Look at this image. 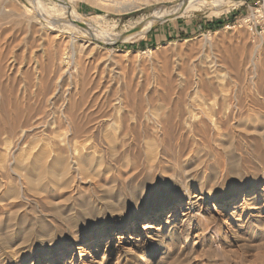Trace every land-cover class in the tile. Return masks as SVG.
Listing matches in <instances>:
<instances>
[{"label":"rangeland","instance_id":"374dc122","mask_svg":"<svg viewBox=\"0 0 264 264\" xmlns=\"http://www.w3.org/2000/svg\"><path fill=\"white\" fill-rule=\"evenodd\" d=\"M120 1L122 4L113 3L111 8L78 3L71 8L81 19L97 25L100 31L115 40L110 43L103 40L92 41L90 49L92 47L94 50L90 52V60L99 66L107 62L110 68L114 67L112 69L119 72V78L122 77L126 84H131L129 90L124 81L121 82L122 78L116 84H110L105 100L107 102V98L112 96L111 102L108 100L105 103L113 106L115 98L120 94L124 95V92L125 95L131 91L140 97L143 95L140 99L147 101H142L144 104L141 105V112L136 114L138 117L134 118L135 114L128 107L125 108L127 111L124 109L121 113L128 116L133 114H130L132 120L128 119L127 122L131 126H144L146 123L150 128H156L151 119H145L148 110L158 112L159 117L165 120L166 115L173 113L174 104L179 100L183 104L181 110L185 113V107H188L195 117L198 116L197 120L192 118L193 121L189 122L187 119L185 123L186 114L179 121L177 117L175 119L177 114L174 113L172 117L175 119L173 123L176 130L174 140L170 143L162 134L154 138L155 134L152 132L147 140L143 137L136 145L125 147L120 142L127 144L130 136L121 137L120 130L115 134L118 140L122 139L111 148L102 135L109 132L107 125L116 117L115 113L111 108L103 107L101 101L89 103L88 97L80 105L82 111L76 113V121L80 125L88 124L87 127L95 128L94 143L91 144L93 147L85 154L87 158L95 161L94 165L99 163L100 166L101 163L103 169H99L100 177H93L91 180L81 176L78 171L75 172L76 168L71 164L73 167L68 181L66 180L69 187L67 184L63 189L49 186L35 190L33 183L17 176L15 171L18 165L11 162L27 159L26 153L18 150L9 155L1 144L5 135H1L0 264H264V0H242L240 5L233 4L221 14L208 5L201 6L195 12L167 18L153 25L134 42H123L120 37L137 28L142 20L160 6L171 8L182 0L147 3L142 0H135L136 3L132 0ZM229 1L232 2H226ZM33 3V0H0V60L6 63L12 59L15 70L13 69L14 74L10 78L16 77V82L9 83L14 85V103L8 102L9 106L5 103V109L0 114V117L6 115L2 116L3 120L0 118L4 124L9 123L15 110L21 109L19 83L25 82V87H29L26 82L35 75L32 68L35 60H39L36 50H27L25 44V40L30 38L25 34L26 22L36 14L37 6H33ZM130 4L141 7L130 11L119 8L122 5L127 8ZM37 10L49 19L62 18L66 11L55 0H39ZM213 22L224 25L216 30L205 27V24L216 27ZM66 33L68 36V32ZM31 52L33 55L30 56ZM9 53L13 57L10 58ZM250 60L255 63L254 68L250 66L247 72L243 71L245 74L240 72V68L239 75H236L231 62H240V66L245 68L243 64L248 66ZM88 69L87 78L93 72ZM68 70L70 74L75 73L72 66ZM176 72L180 75H176ZM23 73L27 75L24 76ZM220 73L222 74L219 75ZM23 76L26 79L22 82ZM180 78L183 79L180 81ZM219 80H222L221 83ZM65 83L66 81L63 82L65 87L61 85L62 96L67 94L65 92L69 88V83ZM125 85L127 88L124 89ZM25 90V96L30 98L31 88ZM177 92L179 99L176 97ZM2 94L4 98L7 89ZM71 95L74 99L78 97ZM15 96L19 100H15ZM32 101L37 102L35 99ZM156 102H159L158 106ZM30 103L29 106L33 104ZM1 106L3 107L2 104ZM104 108L108 111H104ZM160 109L163 114L159 113ZM110 112L112 114L109 115ZM224 115H227L226 118ZM39 117L38 114L35 115L32 121L38 122L41 119L37 120ZM84 119L88 123L84 124ZM41 122L40 120L38 123ZM101 125L103 127L98 129ZM62 127L55 129L56 132L63 130L59 132L60 135L67 130L66 125L63 124ZM40 130L36 128L26 135L23 140L25 147L32 143L39 150V146L47 144V135L51 130L46 131V136ZM79 139L82 142L86 140L85 137ZM151 141L158 146V152L154 151L153 167L145 163L150 157L145 143L153 144ZM121 146L125 149H121ZM37 148L35 152L38 151ZM181 148L182 151H179ZM176 159L180 160L179 163ZM167 161L173 162L168 164ZM22 167L24 171H35L36 166L24 163ZM213 199H219L221 203L211 207L210 201ZM167 203L170 204L169 209L161 213L160 210ZM153 211L159 214L148 219L147 215L154 213ZM182 213L189 215L185 217Z\"/></svg>","mask_w":264,"mask_h":264},{"label":"bare ground","instance_id":"6f19581e","mask_svg":"<svg viewBox=\"0 0 264 264\" xmlns=\"http://www.w3.org/2000/svg\"><path fill=\"white\" fill-rule=\"evenodd\" d=\"M38 1L39 0H33V6L34 4L37 6L36 7V14L35 16H33L31 19L27 20L26 22V32L25 34H27L30 38L26 39L25 44H27L26 48H28L27 50H31L34 49L36 50V57L39 60H35L33 58V60H35V64L32 68L33 71H35V75L33 73V77L31 79H29L28 83L29 87H25V82L19 83L21 85V90L24 89L23 91L20 90V100L22 102V106L21 109H17L14 111V115L10 118L9 123H1L0 121V136L1 135H5V140L1 143L4 146V149H6L5 151L9 154V155H13L16 151L18 150H23L25 151V155L27 157V159H23L21 161H14L11 162L12 164H17V168H16V174L19 177H22L24 179H26L28 182L33 183V187H35V190L38 189H42V188H46V187H62L60 189L64 188V185L66 187V185L69 183H67L68 181V175H70V170H72V165L73 164L76 168L75 172H79L81 176H83L84 178H93V177H100L101 176V172H100V167L102 168L103 165L100 166L99 163H97V165H94V162L91 158H87L86 156V152L91 149L93 146H91V144H93V139H94V127H87L86 125H80L77 123L76 119V113L78 111H82L81 106L85 99L89 100V103H92L94 101L96 102H102L101 104H103V107H107V109H112L111 111H113V113H115V118L110 121L111 123L109 125H107V131L109 130V132L107 134L102 135L103 139H105V141L108 143L107 145H110L111 148H114L117 141L118 140V136L116 135L117 131L121 130L122 136L121 137H125V136H130V139H128V143H124V142H120V145L125 146V147H129L131 145H136V143L138 141H140V139H142L143 137H145V139L150 136L149 133L155 134L153 135L154 138H158V134H162L164 135L163 138L165 137L166 140H169V143L172 142L174 140V136H175V126H174V120L175 119H179V121L185 116L186 114V118H184V122L189 119V122L193 121L192 118H196L195 114L193 113L192 110H190L188 107L185 110L186 112L184 113L181 108L183 106V104L181 103V101H177L175 100V104H174V111L172 114H170V116L168 115H164L165 116V120H162L159 115L157 114L158 112L156 111H149L147 115L145 116V119H151V121L153 122V125L155 124L156 128H154V126H152V128H150L148 126V124H144V126L138 125V126H131L129 125L128 119L130 120V114L134 113L135 115L133 116L135 118V116H137V113L141 112V105H143L144 103L142 101L146 100H141V97H144L143 95H136L134 94V92L130 94L125 95V92L123 93V91L121 93H123L124 95H119L118 97H116V102L114 101V103L112 104L113 106H110L109 104H106L108 102V100L110 101L111 97L108 99L107 98V102H106V97H107V90H108V86L110 84H112L113 82H115L114 84H116L117 80L119 82V72H117L116 70L114 71V67L110 68V66L108 65V63L104 62V64L102 65H95L94 63H96L95 61L90 60L89 55L91 54L90 52H93L94 48L91 47L90 49V45L92 44V41H109L106 43H110V42H114L115 40H112V38H110L108 35H106L104 32L100 31L94 24H92L89 21H84L83 19H81L80 16H78L77 14L74 13V11L71 9L72 6H75L77 4V2H85L89 5H98L99 7L102 8H111V4L109 3H103L101 2V0H55L56 3H58L59 5H61L66 11L64 12V17L62 18H58V19H49L46 16L43 15V13L41 11H38ZM133 2L135 0H132ZM140 1V0H139ZM144 3L147 2H155V1H159L162 2V0H142ZM228 0H182L180 1L178 4H176L175 6L171 7V8H164L162 6H160L159 8L155 9L148 17H146V19L142 20L140 25L133 29L131 32H128L127 34L123 35L120 37L121 41L123 42H134L137 38H140L142 35H144V33L153 25L164 21L167 18H177V17H181L185 14H189L192 12H195L196 10H198V8H200L201 6H206L208 5L209 7H212V9H216L218 14L220 13H224L228 10V8H231L230 6H232L233 4H236L239 2L241 3L242 0H231L232 2H226ZM128 2V1H127ZM118 4H122V2L119 0H116V2ZM136 3V1H135ZM138 4V3H137ZM149 4V3H148ZM240 5V4H239ZM110 6V7H109ZM2 7V6H1ZM141 7V5H137V6H133L132 4H130L129 7L124 8L123 5L119 8H123V11H130L132 9H139ZM101 8V10H102ZM113 8H115L113 6ZM118 9V8H117ZM116 9V10H117ZM120 9V11H121ZM137 9V10H138ZM108 11V10H107ZM125 13V12H124ZM63 14V13H62ZM217 14V15H218ZM60 15V14H59ZM68 32V36L65 35V33ZM70 32V33H69ZM67 34V33H66ZM26 38V35L24 36V39ZM118 38V37H117ZM83 39V40H82ZM86 39V40H84ZM12 40V39H11ZM112 40V41H111ZM119 40V39H118ZM1 48V47H0ZM9 52V51H8ZM30 52V51H29ZM27 53V52H26ZM32 53V52H31ZM1 54V53H0ZM12 53H9L8 55L13 57V54L10 55ZM30 54V53H29ZM28 54V55H29ZM5 55V54H4ZM3 55V56H4ZM33 55L30 54V56ZM92 55H95L94 53H92ZM2 57V56H1ZM6 57H8L6 55ZM23 57V56H22ZM35 57V58H36ZM32 58V57H30ZM92 58V57H91ZM214 58V57H212ZM7 58H5L6 61ZM3 60V59H2ZM12 60V59H11ZM11 60H7L6 63H2V61L0 60V114L3 111L4 108V104L6 103L8 105V102H13L12 98H13V94H14V90L12 87H14L13 83L16 80V77H12L10 78L13 69L15 70V68L13 67V64L11 62ZM100 60V59H98ZM215 60V59H214ZM31 61V59H30ZM29 61V62H30ZM40 61V63L38 62ZM108 61V60H107ZM110 61V60H109ZM219 61V60H218ZM14 62V60H13ZM94 62V63H93ZM216 62V60H215ZM224 62V61H223ZM244 62V61H243ZM26 63V62H25ZM39 63V64H38ZM225 63V62H224ZM227 63H228V59H227ZM30 64V63H29ZM94 64V65H93ZM113 64V63H112ZM220 64V63H219ZM218 65V63H217ZM229 65V64H228ZM227 65V67H228ZM231 65L233 66V68L236 70V75H239V71L241 70L240 68H242V71H240L241 73H243V71H248L249 67H253L255 66V63L253 60L249 61V65L247 66L246 64H243L245 66V68H243L242 66H240V62H231ZM38 66V67H37ZM69 66H72V68L75 70L74 74H70L69 73ZM117 66V65H115ZM93 70H91V68ZM210 67V66H209ZM216 67V66H215ZM226 67V66H225ZM90 68V69H88ZM212 68V67H211ZM214 68V67H213ZM219 68V67H218ZM88 70L93 71L92 72V76H90L89 78L86 77V72ZM220 69V68H219ZM224 69V68H223ZM218 70V69H216ZM32 71V72H33ZM31 72V73H32ZM166 72V71H165ZM214 72V71H213ZM229 72V70H228ZM251 72V71H250ZM253 72V71H252ZM169 73V72H168ZM179 73V72H178ZM14 74V73H13ZM12 74V76H13ZM24 74V73H23ZM170 74V73H169ZM168 74V75H169ZM184 74V73H183ZM210 74V73H209ZM222 73H220L219 75H221ZM245 74V72L243 73ZM27 74H24V76ZM176 75L177 72H176ZM180 75V73H179ZM178 75V76H179ZM204 75V74H203ZM208 75V74H207ZM236 75L234 77H236ZM24 80H21L22 82L25 81L26 78H24ZM124 76V75H123ZM152 76V75H151ZM172 76V75H171ZM185 78V74L183 75ZM262 76V75H261ZM176 77V76H175ZM181 77V76H180ZM222 77V76H220ZM230 77V76H229ZM252 77V75H251ZM257 77V76H255ZM177 79L179 77H176ZM182 78V79H183ZM197 78V77H196ZM204 78V77H203ZM224 78V77H223ZM233 78V77H232ZM238 78V77H236ZM235 78V79H236ZM254 78V77H253ZM253 78L251 79V81L253 80ZM258 78V77H257ZM28 79V76H27ZM168 79H170L168 77ZM180 78V81L182 80ZM228 79V78H227ZM230 79V78H229ZM228 79V80H229ZM234 79V78H233ZM234 79V80H235ZM123 82V78L121 79ZM264 80V79H263ZM20 81V80H19ZM20 81V82H21ZM69 83V88L67 89V91L65 93V96H62V91L61 88L64 84L63 82ZM214 81V80H213ZM219 80V83H221ZM230 81V80H229ZM13 82L12 84H9ZM16 82V81H15ZM178 82V81H177ZM185 82V81H184ZM195 82V81H194ZM215 82V81H214ZM257 82V81H256ZM264 82V81H263ZM65 83V84H66ZM124 83L126 84L127 82L124 81ZM137 83V82H136ZM169 83V82H168ZM229 83V82H228ZM27 84V85H28ZM119 84V83H118ZM167 84V83H166ZM165 84V85H166ZM186 84V82H185ZM216 84V83H215ZM252 84V83H251ZM24 85V86H23ZM26 85V86H27ZM129 90V84H126ZM126 85L124 86V89L126 87ZM171 87L173 86L172 84H170ZM177 85V84H175ZM182 85V83H181ZM199 85V84H198ZM217 85V84H216ZM220 85V84H219ZM253 85V84H252ZM263 85V84H262ZM18 86V83H17ZM67 86V85H66ZM164 86V85H163ZM167 86V85H166ZM164 86V87H166ZM179 87V83L177 85ZM191 86V85H190ZM197 86V85H196ZM254 86V85H253ZM20 87V86H19ZM87 87V88H86ZM126 87V88H127ZM136 87V86H135ZM133 87V89L135 88ZM141 87V86H140ZM139 87V89H141ZM214 87V86H213ZM216 87V86H215ZM256 87V86H255ZM26 88H31V97L28 98L25 96L26 94ZM80 91H77L79 90ZM138 88V87H137ZM170 88V86H169ZM176 88V87H175ZM174 88V89H175ZM196 88V87H194ZM209 88V87H208ZM217 88V87H216ZM7 89V94H6V98H2L3 96V91ZM123 89V90H124ZM172 89V90H174ZM180 89V88H179ZM223 89V88H221ZM260 89V88H259ZM19 90V89H18ZM66 90V89H65ZM116 90V88H115ZM118 90V89H117ZM193 90V89H192ZM211 90V89H210ZM255 90V89H254ZM29 91V90H27ZM77 91V92H76ZM137 91V90H135ZM140 91V90H139ZM164 91V89H163ZM168 91V90H167ZM181 91V90H180ZM178 91V92H180ZM186 91V90H185ZM191 91V90H190ZM194 91V90H193ZM261 91V90H260ZM114 92V91H113ZM117 92V91H116ZM119 92V91H118ZM117 92V93H118ZM128 92V91H127ZM126 92V93H127ZM142 92V91H141ZM169 92V91H168ZM175 92V91H173ZM177 92V93H178ZM206 92V91H205ZM218 92V91H217ZM18 93V91H17ZM16 93V94H17ZM64 93V92H63ZM111 93V92H110ZM115 93V92H114ZM113 93V94H114ZM116 93V94H117ZM120 93V92H119ZM129 93V92H128ZM176 93V92H175ZM174 93V94H175ZM184 93V92H183ZM196 93V92H195ZM201 93V92H200ZM211 93V92H210ZM220 93V92H219ZM255 93V92H254ZM263 93V92H262ZM71 94L74 95H78L77 99L73 98ZM164 94V93H163ZM167 94V93H165ZM169 94L171 95V92H169ZM182 94V93H181ZM256 94V93H255ZM27 95V94H26ZM178 97L177 99H179V93L177 94ZM192 95V94H191ZM211 95V94H210ZM218 95V94H217ZM224 95V94H223ZM228 95V94H227ZM18 96V95H17ZM116 95H114L115 97ZM165 96V95H163ZM168 96V94H167ZM173 96V97H174ZM184 96V95H183ZM189 96V95H188ZM193 96V95H192ZM216 96V95H215ZM257 96V95H256ZM261 96V95H260ZM161 97V96H160ZM166 97V96H165ZM164 97V100H165ZM169 97V96H168ZM172 97V95H171ZM170 97V98H171ZM195 97V96H194ZM211 97V96H210ZM259 97V96H257ZM62 98V99H61ZM128 98L130 99L128 101ZM149 98V97H148ZM153 98V97H152ZM150 98V99H152ZM175 98V97H174ZM189 98V97H188ZM187 98V99H188ZM207 98V97H206ZM215 98V97H214ZM14 99H18L16 96L14 97ZM32 99H35L37 102V104L32 101ZM143 99V98H142ZM154 99V98H153ZM167 99V98H166ZM186 99V96H185ZM226 99V98H225ZM228 99V98H227ZM14 100V101H15ZM19 100V99H18ZM31 100V101H30ZM62 102H59L61 101ZM105 100V101H104ZM149 100V99H148ZM163 100V99H162ZM163 100V101H164ZM193 100V98H192ZM200 100V98H199ZM213 100V99H212ZM211 100V101H212ZM104 101V102H103ZM147 101V100H146ZM145 101V102H146ZM151 101V100H150ZM153 101V100H152ZM157 101V100H156ZM167 101V100H166ZM168 101L169 98H168ZM184 101V100H183ZM182 101V102H183ZM216 101V100H215ZM214 101V102H215ZM224 101V100H223ZM19 102V101H18ZM29 102H31L30 104H33L31 106H33L34 104H36L35 106L31 107L29 106ZM58 102L60 103L59 107L57 106ZM106 102V103H105ZM111 102V101H110ZM149 102V101H148ZM186 102V101H185ZM188 102V100H187ZM199 102V101H198ZM202 102V101H201ZM14 103V102H13ZM86 103V102H85ZM143 103V104H142ZM147 103V102H146ZM149 103H153V102H149ZM157 106L159 105V102H156ZM162 103V102H161ZM171 103V102H170ZM190 103V102H189ZM255 103V102H254ZM1 104L3 105V107L1 106ZM10 104V103H9ZM18 104V103H17ZM15 104V105H17ZM43 106H42V105ZM106 104V105H105ZM150 104V105H151ZM163 104V103H162ZM161 104V105H162ZM168 104V103H167ZM166 104V105H167ZM199 104V103H198ZM253 104V103H252ZM256 104V103H255ZM7 105H5L7 107ZM13 105V104H12ZM10 105V106H12ZM13 105V106H15ZM20 105V104H19ZM18 105V107H20ZM38 105V106H37ZM96 105V104H94ZM93 105V106H94ZM109 107H108V106ZM148 105V104H147ZM155 105V102H154ZM165 105V104H164ZM186 105V104H184ZM190 107V104H188ZM187 105V106H188ZM195 105V104H194ZM201 105V104H199ZM214 105V103H213ZM229 105V104H228ZM9 106V105H8ZM57 106V107H56ZM146 106V105H145ZM197 107V105H195ZM205 106V105H204ZM203 106V107H204ZM89 107V106H88ZM91 107V106H90ZM98 107V106H97ZM128 107V110H131L132 113H128L129 116L127 114L122 115V111ZM143 107V106H142ZM148 107V106H147ZM152 107V106H150ZM160 107V106H159ZM158 107V108H159ZM167 107V106H166ZM225 107L229 108L228 106L225 105ZM86 108V107H84ZM94 108V107H93ZM91 108V109H93ZM169 108V107H167ZM191 108V107H190ZM201 108V107H200ZM209 108V107H208ZM211 108V107H210ZM216 108V107H215ZM222 108V107H221ZM89 109V108H88ZM87 109V110H88ZM106 108H104L103 110L105 111ZM106 109V110H107ZM145 109V108H144ZM142 109V110H144ZM149 109V108H148ZM166 109V108H165ZM192 109V108H191ZM194 109V108H193ZM202 109V108H201ZM206 109V107H205ZM238 109V107H237ZM8 110V109H7ZM99 110V108H98ZM101 110V108H100ZM147 110V109H146ZM151 110V109H150ZM164 110V108H163ZM170 110H172L170 108ZM224 110V109H223ZM226 110V109H225ZM229 110V109H228ZM231 110V109H230ZM239 110V109H238ZM6 110H4L5 112ZM10 111V110H9ZM8 111V112H9ZM13 111V110H11ZM80 111V112H81ZM108 111V110H107ZM125 111H127L125 109ZM161 109L159 111V113H161ZM166 111V110H165ZM208 111V110H207ZM3 112V114H4ZM87 112V111H84ZM82 112V114L84 113ZM89 112V111H88ZM92 112V110H91ZM209 112V111H208ZM226 112V111H225ZM224 112V113H225ZM79 113V112H78ZM100 113V111H99ZM103 113V112H102ZM101 113V114H102ZM144 113V112H143ZM166 113L168 114V112L166 111ZM176 113L177 115H175V119H173L172 116H174L173 114ZM234 113V112H233ZM40 116L37 120L42 121L41 123H34L32 121V118L37 115ZM85 114V113H84ZM91 114V113H90ZM98 117L97 112L95 113ZM106 114V113H105ZM109 115L112 114L111 112L108 113ZM146 114V112H145ZM163 114V113H161ZM197 114V113H196ZM199 114V113H198ZM231 114V113H230ZM240 114V113H239ZM238 114V116H240ZM9 115V114H8ZM86 115V114H85ZM107 115V114H106ZM133 115V114H132ZM131 115V116H132ZM207 115V113H206ZM220 115V114H219ZM236 115V114H235ZM4 116V115H2ZM0 117L1 119L3 117ZM6 116V115H5ZM4 116V117H5ZM112 116V115H111ZM163 116V115H162ZM202 116V115H201ZM226 118L227 115H224ZM230 116V115H229ZM255 116V115H254ZM79 118H81L80 116H78ZM86 117V116H85ZM99 117H102L99 116ZM104 117V116H103ZM109 117V116H108ZM114 117V115L112 116ZM111 117V118H112ZM138 117V116H137ZM177 117V118H176ZM259 117V116H257ZM83 118V117H82ZM81 118V119H82ZM106 118V117H105ZM110 118V117H109ZM229 118V117H228ZM232 118V117H231ZM240 118V117H239ZM238 118V120H239ZM88 119V118H87ZM103 119V118H102ZM140 119V118H139ZM164 119V117H163ZM206 119V118H205ZM213 119V117H212ZM233 119V118H232ZM236 119V118H235ZM3 120V119H2ZM79 120V119H78ZM95 121V119H92V121ZM97 120V119H96ZM107 120V119H106ZM105 120V121H106ZM109 120V119H108ZM132 120V119H131ZM138 120V119H137ZM181 120V121H182ZM195 120V119H194ZM201 120V119H200ZM209 120V119H207ZM84 124L87 122L88 120L85 122V119L83 120ZM99 121V120H98ZM136 121V119H135ZM134 121V122H135ZM141 121V120H140ZM139 121V122H140ZM145 121V120H144ZM178 121V122H179ZM205 121V120H204ZM210 121V120H209ZM227 121V120H226ZM109 122V121H108ZM132 122V123H134ZM138 122V123H139ZM142 122V121H141ZM146 122V121H145ZM207 122V121H206ZM212 122V121H211ZM254 122V121H253ZM100 123V121H99ZM103 123V122H102ZM137 123V124H138ZM186 123V122H185ZM184 123V124H185ZM188 123V121H187ZM208 123V122H207ZM66 125L67 130H65V133L63 132L62 135H60L59 132L63 131L62 129L60 131H57V128H63L62 125ZM90 124V123H89ZM151 124V123H150ZM183 124V125H184ZM190 124V123H189ZM213 124V123H211ZM97 125V124H96ZM95 125V126H96ZM180 125V124H179ZM191 125V124H190ZM189 125V126H190ZM206 125V124H205ZM92 126V125H90ZM181 126V125H180ZM188 126V124H187ZM202 126V125H201ZM210 126V123L209 125ZM212 126V125H211ZM215 126V125H213ZM65 127V126H64ZM103 125H101L100 127H98V129L102 128ZM185 127V126H184ZM199 127V126H198ZM39 128L41 129L40 131L42 132V134H48V132H46L48 129L51 130V132H49V135H47V137L49 138L48 142H46L47 144L43 143L41 145L43 146H39L40 149L38 150V148L36 146H32L31 144L28 145V147L24 146L25 142L23 143L24 138L26 137V135L30 132H33L34 129ZM181 129V127H179ZM178 128V130H179ZM186 128V127H185ZM188 128V127H187ZM207 128V126L205 127ZM215 128V127H214ZM54 129V131L52 130ZM56 129V130H55ZM184 129V128H183ZM197 132H198V128ZM202 129V128H201ZM227 129V128H226ZM186 130V129H185ZM190 130V128H189ZM219 130V129H217ZM37 131V130H36ZM35 131V132H36ZM39 131V132H40ZM100 131V130H99ZM195 131V130H194ZM193 131V132H194ZM34 132V134H35ZM180 132V131H179ZM179 132L177 135H179ZM186 132V131H185ZM188 132V131H187ZM190 132V131H189ZM100 133V132H99ZM102 133V132H101ZM116 133V134H115ZM177 133V131H176ZM181 133V132H180ZM196 133V132H195ZM41 134V135H42ZM97 134V133H96ZM194 134V133H193ZM38 135V132H37ZM176 135V136H177ZM182 135V134H181ZM190 135V134H189ZM188 135V136H189ZM197 135V134H196ZM28 136V135H27ZM187 136V135H185ZM81 137H85L86 140L82 141H78L79 138ZM99 137V136H98ZM183 137V136H182ZM37 138V137H36ZM187 138V137H185ZM192 138V136H191ZM195 138V137H194ZM193 138V139H194ZM47 139V138H46ZM45 139V140H46ZM99 139V138H98ZM150 139V138H149ZM176 139V138H175ZM180 139V138H179ZM44 140V139H43ZM42 140V142H43ZM80 140V139H79ZM82 140V139H81ZM88 140V141H87ZM147 140V139H146ZM152 140V139H150ZM156 140V139H155ZM158 140V139H157ZM165 140V141H166ZM178 140V139H177ZM181 140V139H180ZM37 141V140H36ZM145 141V140H144ZM160 141V140H159ZM163 141V139H162ZM161 141V142H162ZM186 141V140H185ZM39 144L41 143L40 140L38 141ZM152 142V141H151ZM154 142V141H153ZM152 142V143H153ZM176 142V141H174ZM178 142V141H177ZM101 143V142H100ZM139 143V142H138ZM157 143V142H156ZM167 143V142H166ZM34 144V143H33ZM36 144V143H35ZM34 144V145H35ZM38 144V143H37ZM36 144V145H37ZM99 144V143H98ZM146 144V152L149 154V160H147V156L145 163H149V166L153 167L152 163L155 161V159L153 160L154 157V151H157L156 148L158 146H156V144ZM159 143H157L158 145ZM186 144V142H185ZM27 145V144H26ZM101 145V144H100ZM99 145V146H100ZM140 145V144H139ZM166 145V144H165ZM190 145V144H189ZM188 145V146H189ZM121 149H125V147ZM162 145H160L161 147ZM171 146V144H170ZM179 146V145H178ZM182 148L183 145L181 144ZM25 147V148H24ZM95 147V146H94ZM142 147V146H141ZM166 147V146H165ZM172 147V146H171ZM176 147V146H174ZM37 148V152H35ZM145 148V147H144ZM181 150L179 151H182ZM190 148V147H189ZM98 149V148H97ZM120 149V150H121ZM132 149V148H131ZM136 149V148H135ZM163 149V147H162ZM166 149V148H165ZM169 149V148H168ZM172 149V148H170ZM178 149V148H177ZM188 149V148H187ZM195 149V148H194ZM138 150H139V146H138ZM145 150V149H143ZM161 150V149H160ZM164 150V149H163ZM174 150V148H173ZM171 150V151H173ZM198 149H196L197 152ZM113 151V150H112ZM123 151V150H122ZM133 151V150H132ZM135 151V150H134ZM133 151V152H134ZM137 151V150H136ZM177 151V150H176ZM35 154H34V153ZM111 152V151H110ZM132 152V153H133ZM144 152V151H143ZM145 152V153H146ZM158 152V151H157ZM157 152H155L157 154ZM161 152V151H160ZM160 152L158 153V155L160 154ZM175 152V151H174ZM22 153V152H21ZM95 153V152H94ZM115 153L118 154V152L115 151ZM146 153V154H147ZM179 153V152H178ZM177 153V154H178ZM194 153V152H193ZM123 154V153H122ZM121 154V155H122ZM145 154V155H146ZM169 154V153H168ZM176 154V156H178ZM97 155V154H95ZM114 155V154H113ZM127 155V154H126ZM129 155V154H128ZM132 155V154H131ZM134 155V154H133ZM158 155H156L158 157ZM171 155V154H170ZM92 156V155H91ZM115 156V155H114ZM184 156V155H183ZM102 157V156H101ZM100 157V158H101ZM171 157V156H170ZM96 158V157H95ZM131 158V156H130ZM135 158V157H134ZM156 158V157H155ZM159 158V157H158ZM167 158V157H166ZM176 158V157H175ZM178 158V157H177ZM94 159V158H93ZM157 159V158H156ZM169 159V158H167ZM182 159V158H181ZM127 160V158H126ZM142 160V159H141ZM170 160V159H169ZM173 160V159H172ZM175 160V159H174ZM177 160V159H176ZM99 161V159H98ZM130 161V160H129ZM128 161V162H129ZM134 161V160H133ZM166 161V160H165ZM180 161V160H179ZM179 161L177 160V162L179 163ZM71 162V163H70ZM125 162V161H124ZM132 162V161H131ZM158 162V161H157ZM156 162V163H157ZM160 162V161H159ZM158 162V163H159ZM164 162V161H163ZM162 162V163H163ZM168 162V161H167ZM170 162V161H169ZM168 162V164H169ZM173 162V161H172ZM172 162H170L172 164ZM176 162V164H177ZM30 164V166H36L34 168L35 171H24V167L23 164ZM126 163V162H125ZM157 163V164H158ZM166 163V162H165ZM167 164V163H166ZM175 164V162H174ZM131 165V164H130ZM136 165V164H135ZM155 167L156 164L154 163ZM164 165V164H163ZM179 165V164H178ZM165 166V165H164ZM163 166V167H164ZM170 166V165H169ZM173 166V165H172ZM171 166V167H172ZM177 166V165H174ZM128 167V166H127ZM148 167V165H147ZM159 167V165H158ZM162 167V166H161ZM162 167V168H163ZM129 168V167H128ZM149 168V167H148ZM178 168V167H176ZM180 168V167H179ZM29 169V168H28ZM103 169V168H102ZM153 169V168H151ZM181 169V168H180ZM156 170V169H155ZM25 173H24V172ZM108 171V170H107ZM172 171V170H171ZM175 171V170H174ZM177 171V170H176ZM181 171V170H180ZM173 172V171H172ZM179 172V171H177ZM108 173V172H107ZM171 173V172H170ZM172 174V173H171ZM80 175L78 177H80ZM165 175V174H164ZM169 175V174H168ZM177 175V174H176ZM76 176V175H75ZM74 176V177H75ZM171 176V175H170ZM169 176V177H170ZM72 177V176H71ZM67 178V179H66ZM81 178V177H80ZM172 178V177H171ZM174 179V178H173ZM67 180V181H66ZM73 180V178H72ZM92 180V179H91ZM95 180V179H94ZM93 180V181H94ZM99 180V179H98ZM105 180V179H104ZM71 181V180H70ZM75 181V180H73ZM100 182V181H99ZM73 183V182H72ZM69 187V184H68ZM67 187V188H68ZM48 189V188H47ZM56 189V188H55ZM34 190V189H33ZM53 190V188H52ZM111 191V190H109ZM33 192V191H32ZM40 192V191H39ZM43 192V191H42ZM38 193V192H37ZM41 194V193H40ZM39 195V193H38ZM188 197V196H187ZM190 198V197H188ZM221 203V201L219 199H213L210 201V206L214 207L217 206ZM170 204H165L160 210V212L162 213L163 211H165L166 209H169ZM182 211L184 209H181ZM154 212V211H153ZM160 213V214H161ZM155 214H159L158 213H150L148 214V219H150L152 216H155ZM189 213H182V216H188ZM157 218H159V216L157 215ZM151 234V233H150ZM103 238V237H102ZM11 253V252H10Z\"/></svg>","mask_w":264,"mask_h":264},{"label":"trees","instance_id":"16d2710c","mask_svg":"<svg viewBox=\"0 0 264 264\" xmlns=\"http://www.w3.org/2000/svg\"><path fill=\"white\" fill-rule=\"evenodd\" d=\"M213 25H216V27H208L207 29H209V30H211V29H214V30H216V29H219V28H221L224 24H222L221 22H213L212 23Z\"/></svg>","mask_w":264,"mask_h":264},{"label":"built area","instance_id":"2783aa9c","mask_svg":"<svg viewBox=\"0 0 264 264\" xmlns=\"http://www.w3.org/2000/svg\"><path fill=\"white\" fill-rule=\"evenodd\" d=\"M101 2H103V3L113 4L114 2H116V0H101ZM77 3H78V4H84V5L90 6V5H88L87 3H85V2H77Z\"/></svg>","mask_w":264,"mask_h":264},{"label":"crops","instance_id":"0c3cea01","mask_svg":"<svg viewBox=\"0 0 264 264\" xmlns=\"http://www.w3.org/2000/svg\"><path fill=\"white\" fill-rule=\"evenodd\" d=\"M211 25L210 24H205V27L208 28L210 27ZM200 27V26H199Z\"/></svg>","mask_w":264,"mask_h":264}]
</instances>
